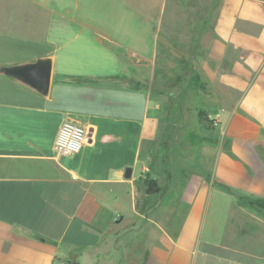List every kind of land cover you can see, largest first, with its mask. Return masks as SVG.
Returning <instances> with one entry per match:
<instances>
[{
  "label": "crops",
  "instance_id": "1",
  "mask_svg": "<svg viewBox=\"0 0 264 264\" xmlns=\"http://www.w3.org/2000/svg\"><path fill=\"white\" fill-rule=\"evenodd\" d=\"M5 13L0 64L53 65L47 96L0 75V264H198V254L264 264V0H220L210 37L165 77L152 22L122 24L121 37L60 21L47 38L39 23L14 32L23 28ZM200 110L218 126H203ZM67 120L87 126L89 141L60 155ZM147 172L163 191L158 205L176 190L179 208L144 231L134 218Z\"/></svg>",
  "mask_w": 264,
  "mask_h": 264
},
{
  "label": "rangeland",
  "instance_id": "2",
  "mask_svg": "<svg viewBox=\"0 0 264 264\" xmlns=\"http://www.w3.org/2000/svg\"><path fill=\"white\" fill-rule=\"evenodd\" d=\"M219 2L220 0H0V9L7 13L4 14V17L8 21L21 24L23 29H17L14 32L35 33L34 29L39 28L37 26L39 23L41 35H45L47 38L51 37L50 34L53 35L54 24H58L60 21L79 25L82 22H85L84 24L88 22L96 30L98 29L97 31L106 34L109 32L115 33L121 37L125 36L121 31L122 24L152 22L158 29L160 40L157 70L159 77H165L166 71L172 68L180 70L184 62L192 59L190 58L191 51H193L194 45L198 43L196 42L198 37H210L211 23L216 20ZM214 6L216 8L210 17L209 14ZM36 10H39V12L35 13ZM3 22L4 19H0V23ZM30 27L33 29H27ZM28 38L30 37L26 36L15 40L17 44H21L25 43ZM170 44L174 51L171 54L168 53ZM115 47L119 53L127 56L131 55L128 48L124 46ZM47 50H51V47L47 46ZM182 75L180 74L179 78ZM207 116L210 120L208 128L218 126L210 118L209 113ZM163 150L164 145L160 144L157 154L152 157V161L158 167H161V161H163ZM145 178V175L142 176L138 185L144 193ZM228 191L236 195L240 194L238 191ZM178 194V191H173L162 207L158 205L160 201L155 198L156 194L152 195L153 198L144 196L145 200L141 202L140 207L137 209L143 214V217L134 218V221L136 219L137 225L142 227L144 231L152 224L149 220L150 217L166 225L176 213V209L179 208ZM251 210L257 209L251 208ZM262 210V207H259L258 212ZM177 228V226L174 227V230H177ZM207 238L210 237L206 235L201 242ZM240 241L241 239H238V242ZM257 241H261V244L263 242L262 239H257ZM234 242L236 241L234 240ZM206 258L204 254L195 256L198 264H218L211 257L205 261ZM222 264L230 263L224 262ZM255 264H262V262L257 260Z\"/></svg>",
  "mask_w": 264,
  "mask_h": 264
},
{
  "label": "water",
  "instance_id": "3",
  "mask_svg": "<svg viewBox=\"0 0 264 264\" xmlns=\"http://www.w3.org/2000/svg\"><path fill=\"white\" fill-rule=\"evenodd\" d=\"M216 6L213 7L209 16H212ZM53 59L51 56L39 57L32 61H22L11 64H0V75L14 79L30 89L38 92L43 96H47L50 91L51 76H52ZM125 176L130 178L132 176V167H127ZM139 192L136 200V208L141 204V197L143 191L140 187L137 188ZM72 264H79L73 262Z\"/></svg>",
  "mask_w": 264,
  "mask_h": 264
},
{
  "label": "built area",
  "instance_id": "4",
  "mask_svg": "<svg viewBox=\"0 0 264 264\" xmlns=\"http://www.w3.org/2000/svg\"><path fill=\"white\" fill-rule=\"evenodd\" d=\"M209 116L215 124H218L217 114L209 113ZM89 135L87 126L70 120L64 121L56 135L55 150L60 155L76 154L89 141Z\"/></svg>",
  "mask_w": 264,
  "mask_h": 264
},
{
  "label": "trees",
  "instance_id": "5",
  "mask_svg": "<svg viewBox=\"0 0 264 264\" xmlns=\"http://www.w3.org/2000/svg\"><path fill=\"white\" fill-rule=\"evenodd\" d=\"M208 112L205 110H200L198 113V117H199V121L200 123L205 126V127H209L210 124V120L208 119ZM146 178H145V192L148 195H154V194H158L161 192V186L159 185V182L157 181V179H155L151 173L147 172L145 174Z\"/></svg>",
  "mask_w": 264,
  "mask_h": 264
}]
</instances>
